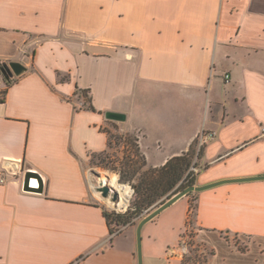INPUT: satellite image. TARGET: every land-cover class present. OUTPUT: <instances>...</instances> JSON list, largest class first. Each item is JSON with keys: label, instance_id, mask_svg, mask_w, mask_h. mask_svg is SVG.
<instances>
[{"label": "crops", "instance_id": "0c3cea01", "mask_svg": "<svg viewBox=\"0 0 264 264\" xmlns=\"http://www.w3.org/2000/svg\"><path fill=\"white\" fill-rule=\"evenodd\" d=\"M11 62L28 70L8 86L0 67V162L37 171L45 188L25 192L23 175L0 184V264H139L116 248L138 226L111 235L89 182L107 126L137 135L152 167L203 134L196 186L264 176V0H0V66ZM194 193L199 231L264 241V180ZM180 200L143 226V264H182L170 251L192 201Z\"/></svg>", "mask_w": 264, "mask_h": 264}, {"label": "rangeland", "instance_id": "374dc122", "mask_svg": "<svg viewBox=\"0 0 264 264\" xmlns=\"http://www.w3.org/2000/svg\"><path fill=\"white\" fill-rule=\"evenodd\" d=\"M224 84L218 87L219 92H223ZM163 97L160 96V100ZM188 111L192 109L188 107ZM189 115L193 116V123H196V113L190 112ZM107 131L110 137V148L106 155L102 157L94 156L90 160V166L93 170H96L101 175L107 178V175L116 177L121 183L127 184L133 188L132 183H124L121 181V171L124 163L128 160V157L137 163H142V159L145 157L141 151L139 145V138L135 134H125L120 131L117 126H107ZM188 132V131H187ZM201 135V134H200ZM199 135V136H200ZM203 147L202 141L196 143V151L198 152ZM196 153V152H195ZM194 163H197V167L194 168L196 178L198 175L199 161L197 157L194 158ZM148 167H152L148 164ZM197 184V183H196ZM134 189V188H133ZM132 189V190H133ZM94 198L106 212L108 213H126L131 204L134 195L130 199L129 206L126 210L122 211L117 208L109 206L104 200L99 199L95 194L94 188L92 187ZM133 194V193H132ZM195 194V193H194ZM191 195V201L193 207L196 206V194ZM184 200V199H183ZM179 201L168 209V213H175L177 219L178 216L182 218L184 213V206L186 201ZM146 217L144 215L141 218L134 220L133 225L138 224ZM194 212L189 217V223L187 230L183 233L182 239L177 247V257L181 258L182 264H263V252H264V241L255 238H248L242 236H235L230 233H217V234H205L199 231L193 224ZM182 223V222H181ZM148 225L143 228L142 231V254L144 261V249H143V234L147 232L151 227ZM121 227L119 233H123L129 226ZM117 228L115 225H113ZM118 233V232H117ZM117 251L121 254H137L138 257V236L137 232L132 237V240L128 235L120 236L116 241ZM139 262V261H138Z\"/></svg>", "mask_w": 264, "mask_h": 264}, {"label": "trees", "instance_id": "16d2710c", "mask_svg": "<svg viewBox=\"0 0 264 264\" xmlns=\"http://www.w3.org/2000/svg\"><path fill=\"white\" fill-rule=\"evenodd\" d=\"M7 84L10 86L11 81H7ZM77 93L85 100L84 109L96 111L92 105L89 90H78ZM6 94L7 90H4L1 94V102H5ZM202 148L197 152L195 143L190 147L188 152L173 157L161 167H148L145 157L140 164L128 157L121 171V181L132 183L135 193L132 204L126 213L104 212L111 235L119 232L121 227L133 225L134 220L144 215L148 216L184 189L196 185L197 178L193 169L197 167V163H194V158L197 157L199 159L201 157ZM107 152L105 151L92 157H102ZM192 194L193 192L187 196H191ZM194 210L195 208L191 202L190 211L193 213Z\"/></svg>", "mask_w": 264, "mask_h": 264}, {"label": "water", "instance_id": "95a60500", "mask_svg": "<svg viewBox=\"0 0 264 264\" xmlns=\"http://www.w3.org/2000/svg\"><path fill=\"white\" fill-rule=\"evenodd\" d=\"M28 68L24 66L22 63L19 62H11L9 64H4L1 67L2 74L6 77L7 80H11L14 77L21 76L24 74ZM105 117L109 121L114 122H125L127 119V116L122 113L118 112H107L105 114ZM255 180H264V176L259 177H252V178H241V179H235V180H223L220 182H216L213 184H209L206 186H190L174 197H172L170 200H168L166 203H164L162 206H160L158 209L154 210L151 214L146 216L138 225L137 228V236H138V261L139 264H143V254H142V229L143 226L157 217L159 214H161L165 209L173 205L175 202L180 200L181 198L187 196L188 194L192 192H201L205 191L207 189L225 184L230 182H247V181H255ZM89 182L91 186L95 189V191L101 193L102 198L108 199L110 198L113 202L119 201V194L113 192L110 187L106 186L103 182L102 175L98 173L96 170H90L89 172ZM45 188V182L40 173L37 171L26 169L24 171V177H23V190L25 192L30 193H43ZM132 188V187H131ZM133 189V188H132ZM135 193V190L133 189V195Z\"/></svg>", "mask_w": 264, "mask_h": 264}, {"label": "bare ground", "instance_id": "6f19581e", "mask_svg": "<svg viewBox=\"0 0 264 264\" xmlns=\"http://www.w3.org/2000/svg\"><path fill=\"white\" fill-rule=\"evenodd\" d=\"M102 178L106 186L110 187L113 192L119 194V201L113 202L110 198L104 199L102 198L101 193L97 191H96V196L99 199L104 200L111 207L117 208L122 211L126 210L127 207L129 206L130 199L133 195L132 188L127 184L121 183L116 177L112 175H107V178H105L104 175H102Z\"/></svg>", "mask_w": 264, "mask_h": 264}, {"label": "built area", "instance_id": "2783aa9c", "mask_svg": "<svg viewBox=\"0 0 264 264\" xmlns=\"http://www.w3.org/2000/svg\"><path fill=\"white\" fill-rule=\"evenodd\" d=\"M229 81H230V75L226 74L225 82L228 83ZM201 135H202V140H201L202 145H204L205 140L203 138V134ZM208 137L209 139H213L214 134L211 133L208 135ZM24 171L25 170L21 162H16V161H11V162H6V163L0 162V184H6L9 181V178L18 179L22 175L24 177ZM170 255L172 257L177 256V250L170 251Z\"/></svg>", "mask_w": 264, "mask_h": 264}]
</instances>
